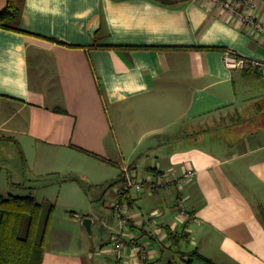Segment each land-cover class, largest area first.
<instances>
[{
    "label": "crops",
    "instance_id": "1",
    "mask_svg": "<svg viewBox=\"0 0 264 264\" xmlns=\"http://www.w3.org/2000/svg\"><path fill=\"white\" fill-rule=\"evenodd\" d=\"M6 3L0 0V10ZM233 4L235 13L264 23L262 0ZM18 5L20 30L0 27V144H17L30 177L75 184L74 200L81 201V189L87 196L86 177L99 190L91 200H110L112 212L102 216L86 203L91 211L84 217L99 234L106 229L105 238L80 252L47 244L42 264H114L117 255L106 248L120 231L112 204L124 168L154 180L196 172L181 186L119 199L130 217L124 237H135L148 253L140 261L129 241L123 264H173V253L186 264L192 250L216 264H264V78L229 69L222 58L232 49L264 61V37L213 0ZM135 114H142L133 119L136 133L140 123H151L148 144L139 133L140 142L116 130L114 119Z\"/></svg>",
    "mask_w": 264,
    "mask_h": 264
},
{
    "label": "rangeland",
    "instance_id": "2",
    "mask_svg": "<svg viewBox=\"0 0 264 264\" xmlns=\"http://www.w3.org/2000/svg\"><path fill=\"white\" fill-rule=\"evenodd\" d=\"M137 116H142V114L128 116L125 119H114L116 130L122 134L132 132L133 136L139 133L138 135L140 138L145 136V138L141 140H143V142L146 141L148 144L152 138L151 123H140L138 133H136V126L133 119ZM162 120H165V117L162 116ZM138 135L137 139L139 141ZM22 154L15 142H3L0 144V195L6 197L9 194H32L38 202L42 203L43 211L48 208L49 204L53 205L48 247L80 252L82 249L86 248V246L95 244L97 240L99 241L100 235L105 238L106 229L103 228L101 234H99V228L95 225L91 233H89L83 226L82 220L79 219H82L91 211L89 207H82L86 203L90 205L91 202V204H94L95 210L102 214V216H112L111 209L107 207L110 200H107L106 203L103 201V197H99L94 201L91 200V198H96V193H99V190L96 189V185L90 182L86 177L83 178L85 185L89 188V192L86 196L84 190L80 188L83 193H81V201L79 199L74 200L70 196L72 192L70 187L75 184H62L61 182H58V184L50 183L52 179L50 176L46 178L30 177ZM9 178L15 183L14 186H10ZM17 183H23L25 187H21ZM107 184L108 183H106L104 187H106ZM28 186L33 187L30 188L31 192L26 188ZM104 189L103 192L104 194L106 193L105 199L108 198L109 195L111 197L110 188ZM74 213L79 215L77 220L72 216ZM173 254V264H180L179 254Z\"/></svg>",
    "mask_w": 264,
    "mask_h": 264
},
{
    "label": "trees",
    "instance_id": "3",
    "mask_svg": "<svg viewBox=\"0 0 264 264\" xmlns=\"http://www.w3.org/2000/svg\"><path fill=\"white\" fill-rule=\"evenodd\" d=\"M157 1L167 5L180 0ZM262 1L264 2V0ZM19 11L18 0H7L6 5L0 10V27L20 30L15 26ZM43 37L68 45L64 41ZM243 70L256 72L261 76L256 69ZM89 154L99 157L92 153ZM113 164L116 163L113 162ZM63 179L80 182V178L77 176L63 177ZM17 184L25 187L23 183ZM12 185L14 186L15 183L12 182ZM26 188L31 192L30 188L33 187ZM126 198H129L128 193ZM52 213V204H49L48 208L43 211L42 203L38 202L32 194H9L6 197L0 195V264H42L51 231ZM260 213L264 219V206L260 208ZM169 234L172 238L178 239L176 233L170 232ZM187 257L186 264H192L196 259L203 264H216L197 250L187 252Z\"/></svg>",
    "mask_w": 264,
    "mask_h": 264
},
{
    "label": "built area",
    "instance_id": "4",
    "mask_svg": "<svg viewBox=\"0 0 264 264\" xmlns=\"http://www.w3.org/2000/svg\"><path fill=\"white\" fill-rule=\"evenodd\" d=\"M213 1L225 7L230 14H235L241 21L246 23L249 30H251L253 33L264 37V23L255 18V16L253 15L235 13L236 8L233 4V0ZM222 58L225 66L229 69H256L264 78V61H257L247 58L238 54L235 50L232 49H225ZM124 172V182L120 186H117L115 188V196L118 201L115 200L112 204V209L115 211L120 223V231L111 235L110 242L106 248L107 252L117 255L114 264H123L124 261L121 259L120 254L122 250L124 251L126 249L129 241L133 243L132 249L134 253L138 255V259H140V261L146 260L148 258V253L143 244H140L133 236H131L129 240L128 237H124L123 232L126 231L130 226V217L126 205H120L119 199H121L127 193H141L144 189L154 191L158 188L170 184L181 186L183 183L190 180L195 175L196 171L193 168H187L182 173V175L177 178L170 179V177L158 175L156 180H154L153 178H140L133 170L129 168H124ZM177 207L180 208L183 212L184 202L181 199L178 201Z\"/></svg>",
    "mask_w": 264,
    "mask_h": 264
},
{
    "label": "water",
    "instance_id": "5",
    "mask_svg": "<svg viewBox=\"0 0 264 264\" xmlns=\"http://www.w3.org/2000/svg\"><path fill=\"white\" fill-rule=\"evenodd\" d=\"M83 226L86 228V230L91 233L92 230V219L90 217H84L82 220Z\"/></svg>",
    "mask_w": 264,
    "mask_h": 264
}]
</instances>
